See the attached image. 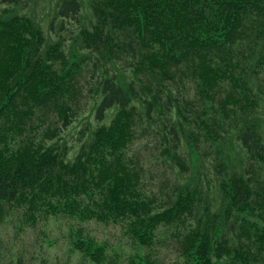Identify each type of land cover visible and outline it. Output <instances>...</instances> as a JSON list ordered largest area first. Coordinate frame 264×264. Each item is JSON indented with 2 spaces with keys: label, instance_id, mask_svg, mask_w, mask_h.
Listing matches in <instances>:
<instances>
[{
  "label": "trees",
  "instance_id": "trees-1",
  "mask_svg": "<svg viewBox=\"0 0 264 264\" xmlns=\"http://www.w3.org/2000/svg\"><path fill=\"white\" fill-rule=\"evenodd\" d=\"M27 3L0 0V223L7 208L31 224L43 211L121 219L146 246L171 225L188 264L264 261V0H52L55 41L21 12ZM69 20L87 53L69 45L67 56ZM143 119L181 170L184 146L199 157L201 144L214 147L215 180L173 184L158 206L142 195L125 151ZM75 121L85 124L70 158L62 140ZM83 239L72 248L102 264L104 247Z\"/></svg>",
  "mask_w": 264,
  "mask_h": 264
},
{
  "label": "rangeland",
  "instance_id": "rangeland-1",
  "mask_svg": "<svg viewBox=\"0 0 264 264\" xmlns=\"http://www.w3.org/2000/svg\"><path fill=\"white\" fill-rule=\"evenodd\" d=\"M51 1L28 0L21 12L33 15L41 21L46 36L51 41H55L58 25H55V31L48 30V23L52 17ZM85 13L89 16V9L86 6ZM83 21L82 17H79L77 23L81 24ZM57 22L58 19L55 24ZM74 22V20L66 21L67 29L60 32L66 39L64 48L67 56L70 54L69 45H72L73 51L79 55L87 53L85 48H77L80 45L78 41L72 43V39L70 40V35L79 28L73 25ZM262 76L264 77V74ZM85 78L86 72H83L80 79L84 88H86ZM79 99L82 102L85 100L83 96ZM80 108V119L89 116L86 106ZM260 113L264 117V111L260 109ZM90 119H93L92 116ZM84 124L85 122L75 121L71 128L64 132L62 141L68 147L71 146L68 151L70 158L77 150L78 132ZM135 133L136 137L127 147L125 157L139 169L138 189L145 197L156 199L154 205L166 204L169 198H172L173 184L189 182L194 185L200 180L206 184L207 181L213 182V177L215 180L216 175L211 168L212 161H215L214 147L201 144L198 148L199 157L184 146L186 148L181 154L187 168L181 170L164 155L163 148L166 144L161 139L157 124L149 125L143 119L138 122ZM221 148L229 155L233 167H238L235 161L237 146H231L226 141ZM213 209L215 210V207ZM38 214L36 222L31 224L30 220H27V215L23 213V208H7V213L0 223V264H96L72 248V242L79 237L87 238L83 240H92L95 244L104 247L107 259L103 260L102 264H188L180 253V243L173 234L174 226L158 225L153 230V245L146 246L135 241L128 225L120 222L121 219L116 222H101L95 219L83 220L78 216L70 217L63 213L43 211ZM247 218L257 221L259 225L263 224V221L257 217ZM218 230L222 232L223 228L219 226ZM213 261V264H227L229 259L224 257L220 261L215 259ZM251 264H264V261L259 260Z\"/></svg>",
  "mask_w": 264,
  "mask_h": 264
}]
</instances>
